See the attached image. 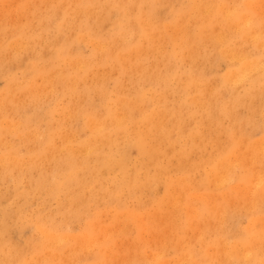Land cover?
<instances>
[{
  "label": "bare ground",
  "instance_id": "6f19581e",
  "mask_svg": "<svg viewBox=\"0 0 264 264\" xmlns=\"http://www.w3.org/2000/svg\"><path fill=\"white\" fill-rule=\"evenodd\" d=\"M43 9L0 24V264H264V0Z\"/></svg>",
  "mask_w": 264,
  "mask_h": 264
},
{
  "label": "rangeland",
  "instance_id": "374dc122",
  "mask_svg": "<svg viewBox=\"0 0 264 264\" xmlns=\"http://www.w3.org/2000/svg\"><path fill=\"white\" fill-rule=\"evenodd\" d=\"M13 1L15 2V4H12L13 3ZM18 1V0H17ZM47 1V2H51L50 0H33V4H34V6L36 7L35 9H25V7H24V5L22 4V3H19V2H16V0H8L7 2H0V24H7V25H10V24H8V23H12V22H14V20L16 19V21H18V20H20L21 19V15H20V13H26V11H27V14H28V18L29 19H31L32 20V22H36L35 20H36V15H38V14H44L45 13V9H43V6H44V8H45V2ZM34 2H37L36 4L34 3ZM9 3H11V6H10V4ZM44 3V4H43ZM3 4V5H2ZM5 4V5H4ZM7 4H9V5H7ZM17 4V5H16ZM12 5H13V7H12ZM5 6H7V7H5ZM10 6V7H9ZM14 6H16V7H14ZM19 6H20V9H19ZM2 7H4V9L2 8ZM17 8V9H16ZM7 9V10H6ZM15 9H16V11H15ZM43 9V10H42ZM16 12H14V11ZM17 10H19V12H18V14H17ZM25 10V11H24ZM47 11V10H46ZM1 13H2V15H1ZM14 13H15V16L17 15H20L18 18L19 19H17V16H16V18H15V16H14ZM11 14L13 15V16H11ZM30 14V15H29ZM11 16V17H10ZM12 18H13V20H12ZM23 18V17H22ZM12 20V21H11ZM30 20V21H31ZM21 21H24V18H23V20L21 19ZM8 22V23H7ZM87 52V51H86ZM25 57H23V61L25 60L24 59ZM9 66L10 67H13L12 68V70H11V68H9ZM8 67H6L7 69H9L10 71H11V73H13V74H15L17 77H20V70H18V69H14V66H11V65H9ZM223 70H224V65H222V67H221V65L218 67V72L219 73H222L223 72ZM4 83H5V80L4 79H2V78H0V89L1 88H3V85H4ZM51 104V103H50ZM52 105V104H51ZM262 121H261V123L263 124V128H264V110H263V112H262ZM4 122V121H3ZM256 135V137H258L259 135L258 134H255ZM7 138V139H6ZM4 141H5V143H6V145H9V144H14V142H15V138H14V136L13 135H11V134H9L8 132H6L5 133V135H4ZM134 152L135 151H130L129 152V154L133 157L134 156ZM14 153V152H13ZM11 158H13V157H16V154L14 153V155H12V156H10ZM8 155H6L5 156V158H2V161H1V164H0V175L1 174H3V173H6V172H8V171H11V172H13L14 173V170H15V167H12L10 164H8L6 161H7V159H9L10 158ZM3 164V165H2ZM32 207L33 208H35L34 207V205L32 204ZM55 208V207H54ZM29 231L28 230H26V229H21V228H19V226H15V227H13L12 229H11V236H12V239L14 240V242L15 243H18V244H22V242L25 240V239H27L28 237H29ZM117 250H121V248H118Z\"/></svg>",
  "mask_w": 264,
  "mask_h": 264
}]
</instances>
